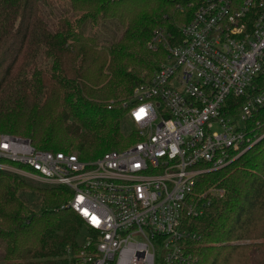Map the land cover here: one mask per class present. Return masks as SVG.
Here are the masks:
<instances>
[{"label":"trees","instance_id":"trees-1","mask_svg":"<svg viewBox=\"0 0 264 264\" xmlns=\"http://www.w3.org/2000/svg\"><path fill=\"white\" fill-rule=\"evenodd\" d=\"M183 1L0 0V133L85 161L130 143L124 124L133 91L193 18L194 6L179 10ZM254 85L257 93L264 75ZM245 102L230 100L228 115L237 117ZM247 125L255 145L198 183L197 205L209 206L187 219L199 237L189 242L193 264H264V107ZM71 199L69 190L0 171V264H82L94 233L65 208Z\"/></svg>","mask_w":264,"mask_h":264},{"label":"built area","instance_id":"built-area-1","mask_svg":"<svg viewBox=\"0 0 264 264\" xmlns=\"http://www.w3.org/2000/svg\"><path fill=\"white\" fill-rule=\"evenodd\" d=\"M193 6L161 67L133 91L126 122L139 142L85 161L0 133V171L71 192L65 208L94 233L82 264H193L189 242L199 237L187 219L209 206L197 205L198 183L257 142L247 123L264 107V87L252 93L264 75V0L178 2L181 12ZM239 98L232 117L228 102Z\"/></svg>","mask_w":264,"mask_h":264},{"label":"rangeland","instance_id":"rangeland-1","mask_svg":"<svg viewBox=\"0 0 264 264\" xmlns=\"http://www.w3.org/2000/svg\"><path fill=\"white\" fill-rule=\"evenodd\" d=\"M62 5L60 4H56V7H61ZM124 129L126 131V135H133L135 137V139H132L130 141V143H126L122 148H119L117 149L118 151H122V150H125L129 147H131L133 144H135L138 140H140V136L138 135V130L135 126L133 125H130L129 123H127L125 121V124H124ZM137 137V138H136ZM105 154V153H104ZM103 155V154H102ZM100 157V156H99ZM98 157V158H99ZM98 158H94L95 160L98 159ZM27 184L31 185L28 181L26 182ZM34 186H37V185H34ZM46 186V185H45ZM35 188V187H34ZM58 189H62V190H65V191H68V189L66 188H58ZM30 191H34L33 189H30ZM28 192H29V189H28ZM89 236V237H88ZM88 238L92 239L94 237V234L93 235H87ZM86 237V238H87ZM0 260H1V256H0Z\"/></svg>","mask_w":264,"mask_h":264}]
</instances>
